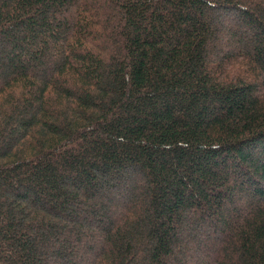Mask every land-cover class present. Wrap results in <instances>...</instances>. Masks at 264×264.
I'll return each mask as SVG.
<instances>
[{"label":"trees","instance_id":"trees-1","mask_svg":"<svg viewBox=\"0 0 264 264\" xmlns=\"http://www.w3.org/2000/svg\"><path fill=\"white\" fill-rule=\"evenodd\" d=\"M0 264H264V0H0Z\"/></svg>","mask_w":264,"mask_h":264}]
</instances>
